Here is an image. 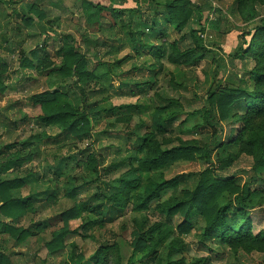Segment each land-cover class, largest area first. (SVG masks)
Returning a JSON list of instances; mask_svg holds the SVG:
<instances>
[{"label":"rangeland","instance_id":"obj_1","mask_svg":"<svg viewBox=\"0 0 264 264\" xmlns=\"http://www.w3.org/2000/svg\"><path fill=\"white\" fill-rule=\"evenodd\" d=\"M165 1L158 0L159 5ZM80 3L79 0L78 5L73 4V10L63 19L59 15L43 19L48 34L39 41L47 53L42 66L31 59L32 48L27 55L23 49L17 54L11 46L0 53V162L17 150L7 151V145L18 146L38 137L19 152L21 160L32 154L31 159L0 175L1 179L18 177L24 182L0 191V223L11 228L0 232V264H264V191L252 209L240 214L243 230L233 229L223 238H202L205 222L197 210L186 217L172 218L161 212L167 200L190 190L207 168L205 165L210 164L199 140L208 125L188 126L200 109L188 104L189 111L179 110L181 102H186L180 93L187 91L188 74L195 71L203 77V57L199 62L193 58L183 62L165 59L163 44L154 41L162 42L165 25L173 21L167 15L161 16L159 9H153L143 20H150L156 11L159 14L156 15L159 35L150 45L160 50L136 52L128 43H121L124 37L100 36L96 27L86 25ZM93 4L101 5L100 0ZM127 4L128 0H113L112 8L124 12ZM21 15L37 21L32 10L17 13L20 20ZM207 15L203 13L202 18L206 20ZM118 20L107 23L113 27L104 32L114 33ZM23 24L27 26L24 21ZM128 31L131 35V29L125 31L127 39ZM244 34L245 55L250 59L249 71L244 74L247 86L242 88L255 96L253 72L264 73V23ZM28 39L34 40L31 35ZM237 39L229 35L226 42L235 44ZM69 42L85 55L86 72L93 71L96 76L106 72L98 81L81 75L77 85L83 86V95L68 80L59 81L60 73L66 78L60 69L64 61L69 66L70 58H64L62 53ZM22 43L27 45V41ZM50 48L55 49L54 53ZM25 59L31 62V68L21 67ZM143 86L145 89L138 91ZM47 90L68 94L77 110L86 113L91 127L88 137L65 139L61 127L37 122L45 110L30 98ZM248 115L251 114L235 112L230 122L222 123V141L233 146L223 149L216 142L213 152H209L212 162L218 154L221 158H232L231 165L224 170L215 162L211 174L215 178H229L238 187L245 180L241 171L249 169L253 154L264 145V113ZM180 116L188 119H179ZM216 134L212 130V135ZM142 140H150L149 148L157 151L181 146H192L194 150L144 173L137 168V160L144 155L143 150L138 151ZM36 146L39 152L32 151ZM81 151L97 158L98 176L68 160L72 156L81 159ZM164 180H173L176 186L159 192L148 201L146 209L135 211L138 200ZM263 188L254 186L251 191ZM25 198L29 199V206L1 209L8 199ZM233 198L225 191L216 203L224 206ZM95 205L99 206L96 210ZM233 206L230 204L228 208ZM72 208L76 212L65 217L64 213ZM181 224L184 229L179 228ZM137 237L144 241L143 249L135 245ZM49 243L52 246H47Z\"/></svg>","mask_w":264,"mask_h":264},{"label":"trees","instance_id":"obj_2","mask_svg":"<svg viewBox=\"0 0 264 264\" xmlns=\"http://www.w3.org/2000/svg\"><path fill=\"white\" fill-rule=\"evenodd\" d=\"M80 8L85 19V23L88 26H94L97 28L98 32L106 31V29H112L113 25L107 24L104 22L106 16L109 14L112 16V20L119 19L121 15H123V10L111 8L109 13L103 12V6L98 4H93L87 0H80ZM245 2V3H244ZM39 3H43V0H39ZM190 3L189 0H166L165 3L158 8L161 12L160 15L169 16L172 23H175L177 19V13L180 10H183L187 7V4ZM237 8H242L241 13L245 12L247 9V0H237ZM26 8L29 11H33L36 14V19L38 26L41 29L39 34H43L45 31L44 26L46 24L43 23V19L48 16L49 10L41 11L38 8V0H34L31 4H27ZM252 11H255L254 9ZM157 11L153 14L150 20L146 18L143 20L142 27L147 29V32L139 31L138 35H135L131 30V35L129 31L126 32L129 36L127 40H122L121 43L124 45L128 43L133 51H146V52H158L160 49L157 46H151L150 43L156 39L157 35H159V31L156 30L157 20L156 17ZM22 20L27 26H31L33 24V20L30 18H26L21 15ZM42 21V23H39ZM26 26V27H27ZM180 27V24L176 25ZM47 31V29H46ZM195 31V30H193ZM247 33V32H246ZM35 39L36 35L34 33H29ZM248 35V34H244ZM244 50L240 55H245ZM30 56L33 61H36L39 65L42 66L44 62H46V51L42 44L36 43L35 47L30 50ZM63 57L70 58L69 66L64 64L61 66L60 71H64L66 74V78L62 76L60 73L59 81L61 83L69 80L71 77H75L72 79V85L80 90L81 95L85 93L83 86L77 85L80 81V76H88L93 79H97V81L103 76H106V72L101 75L96 76L95 73L86 72L84 67L86 66V57L79 51H76L73 47H65L62 50ZM203 55L200 56L202 58ZM192 58V57H189ZM102 64V63H100ZM22 68H31L32 64L27 59L24 60V64L21 66ZM87 73V74H85ZM255 80L256 93L255 96H251L244 88L232 89L224 93L225 101L218 106L217 123L220 125L218 129L216 124L211 125V129L213 131H219L222 136L223 126L222 123L227 124L233 118L235 112H248V114L260 115L264 113V73L259 71L253 72L252 76ZM85 84V83H84ZM83 85V84H82ZM146 86L139 87L138 91L142 92ZM51 89V88H49ZM216 97V92H211L207 96V100L211 101ZM30 101L35 105H40L42 109L45 110V114L37 118V122L46 126H59L62 128V135H64L65 139H73V140H82L90 134L91 127L89 124V119L86 113L79 112L77 107L70 102V98L68 94H63L61 92H54L47 90L43 93H39L33 95L30 98ZM77 105V104H76ZM251 115H248L250 117ZM209 126V125H208ZM156 127L155 129H157ZM159 130V128H158ZM230 133H232V129H230ZM38 139V137H33L32 140H28L27 143H19L18 146L15 144H9L5 148L7 151H10L14 148H17L14 153L7 154L5 160L0 162V175L9 171L16 170L21 167L23 161H29L31 159V155H29L24 160H21L19 156V152L21 149H25L33 144V142ZM139 141V140H138ZM216 142L223 149L227 146H233L232 143H224L221 138H217ZM143 143L139 146L138 151H144V155L137 160V168L141 172L148 173L157 170L158 168L163 167L167 162L171 160H176L178 157L184 155H190V153L194 150L192 146L186 147L181 146L179 148H171L168 150L157 151L149 148L151 145L150 140H142ZM33 152H39L40 149L38 146L32 148ZM142 151V152H143ZM87 152V151H86ZM85 151H81L79 155H81V159L76 156L70 157L68 160L76 161L81 168H83L86 172L98 176V160L94 155L86 153ZM207 161L210 164H214L215 162L219 163V168L221 170L226 169L229 165H231L232 158L226 156L221 158L216 155L214 161L212 162V158L209 156V152H206ZM2 154V153H0ZM5 154V153H4ZM67 160V159H66ZM65 166H68L65 164ZM212 168H205V170L199 175L198 181L196 184L188 191L183 192L180 196L171 198L167 200L161 212L167 214L168 218H172L174 216H187L191 211L197 210L198 213L203 217L205 226L202 234V238H223L227 233L232 230H225L215 227L218 220L221 218V214L224 209H227L230 204L234 205V201L237 202L235 207L242 208L243 210L252 209L254 207V203L257 199L262 197L263 190H253L251 188L254 186H264V145H261L258 151L253 154V161L251 166L247 170H242L241 173L245 175V180L241 187L236 186L231 179H223V178H215L211 174ZM251 173V175H248ZM22 179L16 177L13 179H1L0 178V191H4L10 189L11 187L24 185V182H21ZM176 186L173 180L162 181L157 185L153 186V188L145 195L143 198L138 200L137 205L135 206V211H142L146 209L148 201L157 197L159 192H162L165 189H169ZM231 187H236L235 191L230 190ZM229 193L234 196L232 202L230 204H225L221 206L216 203V199L224 192ZM94 197H100L99 194H94ZM29 199L25 198L22 200L18 199H8L4 202L1 209H15L18 205H22L24 207L29 206ZM99 206L95 205L94 210L98 209ZM76 212V208H72L64 213L65 217H70V215ZM242 214V213H241ZM179 228L184 229V225H179ZM11 228L7 226V224L0 223V232L10 231ZM235 230V229H234ZM240 231V230H238ZM237 232V231H236ZM239 234H242L241 232ZM139 237V236H138ZM136 239L135 245L139 247V249H143L145 247L144 241L140 240V238ZM47 246H52V243H49Z\"/></svg>","mask_w":264,"mask_h":264},{"label":"clouds","instance_id":"obj_3","mask_svg":"<svg viewBox=\"0 0 264 264\" xmlns=\"http://www.w3.org/2000/svg\"><path fill=\"white\" fill-rule=\"evenodd\" d=\"M29 3L31 0H0V53H3L5 47L11 46L16 48L17 54L23 49L27 55L28 49L35 47L36 43L48 34L47 25L44 26V33L39 34L41 29L35 19L31 26L26 27L17 17V13L22 10L28 11L26 5ZM92 3H96V0H92ZM100 3L103 12L109 13L113 0H100ZM73 4L78 5L79 0H43V3H39L38 0V8L41 11L50 10V15L45 17L46 19H53L57 15L63 19L71 13ZM159 6L158 0H128L123 15L119 17L116 31L114 33L101 31L98 35H116L117 38L124 37L127 40L125 36L127 29H131L133 33L147 32V29L142 27L143 18L150 16L152 10ZM236 6L237 0H190L186 8L178 11L175 23L165 25L166 35L162 42L154 41L163 44L165 59L183 62L192 57L199 62L201 54L203 55L201 64L204 69L203 77L198 76L195 71L188 74L187 91L180 93L186 97V102H181L179 110L189 111L188 104L200 109L189 120L188 126L191 127L192 123L209 125L202 130L204 135L199 138L201 150L204 152H213L217 138H223L219 131L216 136L212 135L211 125L216 124L217 128H220L217 123V110L221 103L226 102L224 93L247 86V77L244 74L249 71L250 58L240 55L246 47L243 34L251 33L257 24L264 23V0H247V9L243 13L237 11ZM253 9L255 11H252ZM205 12L208 14L206 20L202 18ZM111 20L112 16L109 14L104 22L110 23ZM177 24H180V27H177ZM29 33L38 35L34 40H29ZM229 35L238 37L235 44H227L226 37ZM24 41H27L26 46L22 43ZM49 43L51 44V41ZM68 46L71 47L72 43L69 42ZM49 51L54 53L55 49L50 48ZM72 79L75 77H71L68 83H71ZM210 90L216 92V97L211 101L206 98ZM179 119L188 117L180 116ZM205 167L214 168L215 165L209 164ZM233 203L232 208L223 210L215 227L243 230L245 226L242 225L240 218L243 209L235 207L237 202Z\"/></svg>","mask_w":264,"mask_h":264}]
</instances>
